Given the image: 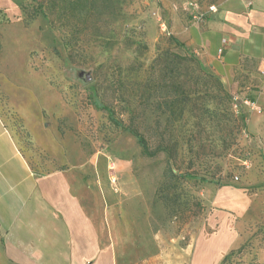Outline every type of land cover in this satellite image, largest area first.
<instances>
[{"label":"rangeland","instance_id":"1","mask_svg":"<svg viewBox=\"0 0 264 264\" xmlns=\"http://www.w3.org/2000/svg\"><path fill=\"white\" fill-rule=\"evenodd\" d=\"M39 1L0 0V117L31 168H75L87 179L94 169L107 204L128 223L127 264H192L201 252L202 264H220L231 252L223 264H264L261 58L244 55L235 86H225L261 107L243 104L240 127L221 117L219 95L198 99L177 119L164 86L176 74L154 63L184 53L169 39L174 15L188 13L190 2L206 9L228 0H96L93 11L75 12L61 2L47 16L33 14ZM184 68L178 78L189 88ZM96 96L120 126L96 108ZM129 124L171 153L144 154Z\"/></svg>","mask_w":264,"mask_h":264},{"label":"crops","instance_id":"2","mask_svg":"<svg viewBox=\"0 0 264 264\" xmlns=\"http://www.w3.org/2000/svg\"><path fill=\"white\" fill-rule=\"evenodd\" d=\"M169 24L226 87L244 71V55L258 54L264 67V0H228L203 23L190 9ZM95 175L91 168L88 179L75 168L37 173L0 117V264H127L128 223ZM202 255L192 264H202Z\"/></svg>","mask_w":264,"mask_h":264},{"label":"trees","instance_id":"3","mask_svg":"<svg viewBox=\"0 0 264 264\" xmlns=\"http://www.w3.org/2000/svg\"><path fill=\"white\" fill-rule=\"evenodd\" d=\"M67 2L66 9L70 8L71 12H75L78 8H89V10L93 11L96 8V0H40L38 5L34 8L33 14H43L49 15L52 10H55L57 7L61 9L63 6L60 3ZM49 11V12H48ZM170 40H172L179 49H182V52H169L166 53V57L163 58V54L159 55L154 61V63H164L168 64L170 73L176 74L175 76H171L170 82H166L164 85L167 87L170 93L172 94L170 100H165L166 107L168 110L178 117L177 119H181L185 113V111L196 108V101L201 99L203 103L207 101H212L215 96H221V99L224 101L225 106L221 111V117L226 121H232L237 126H241V122L244 123V116L239 115L240 109L243 105L240 102L239 109L236 110L234 108V96L230 95L226 90L224 83L222 80L213 72L205 69L200 61V59L185 45L184 42L180 41L174 35H171ZM141 44V42L139 43ZM146 47V45L144 46ZM184 66L186 71V77L190 80V86L185 87V82L179 80V75ZM212 82V83H210ZM245 99L247 97H242ZM249 99V98H248ZM206 104V103H205ZM94 105L98 109H102L108 112L110 120L115 123L117 126L121 125V122L115 117L114 110L107 105H104L101 100L96 96L94 99ZM205 111H209L210 108L204 106ZM127 128L130 130L132 134H134L138 138V142L143 149L144 154L150 157L156 156L159 152L164 151L168 154L171 153V146L169 144H159L158 146L152 148L148 139L144 136V134L140 131L137 126L129 124ZM173 175L177 179L188 178L201 180L204 182H216L214 179H208L205 176L194 172H185L175 174L172 171ZM238 177V176H236ZM233 252L227 254L223 261L220 264H223Z\"/></svg>","mask_w":264,"mask_h":264},{"label":"built area","instance_id":"4","mask_svg":"<svg viewBox=\"0 0 264 264\" xmlns=\"http://www.w3.org/2000/svg\"><path fill=\"white\" fill-rule=\"evenodd\" d=\"M189 5H190V9L192 10V17L197 23H203L209 14H214V13L218 12V5H216V4H211L206 9H203L196 2H190ZM227 45H228V40L223 39L222 45L218 50L219 55H223ZM240 102L248 105L252 109L260 110V108L254 102H252L250 99H248V98L242 99L240 96L235 95L234 96V108L236 110L239 109Z\"/></svg>","mask_w":264,"mask_h":264},{"label":"water","instance_id":"5","mask_svg":"<svg viewBox=\"0 0 264 264\" xmlns=\"http://www.w3.org/2000/svg\"><path fill=\"white\" fill-rule=\"evenodd\" d=\"M85 78H86V80H89V74L88 73L85 74Z\"/></svg>","mask_w":264,"mask_h":264}]
</instances>
